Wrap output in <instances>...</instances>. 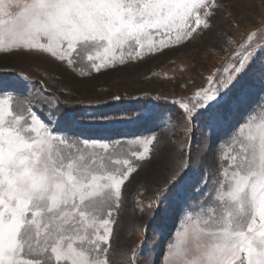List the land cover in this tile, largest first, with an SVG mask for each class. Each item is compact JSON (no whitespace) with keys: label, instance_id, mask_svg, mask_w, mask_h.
<instances>
[{"label":"snow or ice","instance_id":"6c2138e0","mask_svg":"<svg viewBox=\"0 0 264 264\" xmlns=\"http://www.w3.org/2000/svg\"><path fill=\"white\" fill-rule=\"evenodd\" d=\"M216 7L215 0H0V54H50L72 66L73 54L93 50L95 55L86 59L99 72L124 64L126 53L135 60L208 29L206 18L215 15ZM256 31H264V25ZM256 31L247 36L245 54L226 81L197 90L195 103L191 97L172 101L187 124L203 123L209 139L234 110L247 112L229 137L233 154L220 152L219 160L227 159V167L199 201L195 221L184 225L182 216V227L166 246L161 264H264V115L259 120L255 115L258 108L264 113V106L250 104L244 86L229 95L258 55L250 43ZM17 75V83L0 82V264H109L113 201L119 207L122 186L136 168L129 159L114 157L109 142L58 132L50 114L41 118L33 107L14 111L13 97L30 95L19 91L27 89L28 78ZM153 115L144 103L138 114L112 119L132 123ZM97 120L109 118L86 112L76 122ZM155 139L136 141L142 151L131 155L144 160ZM190 171L189 152L156 207L176 189L175 195L184 198L182 212L191 221L187 209L193 205L185 191L192 186L187 182ZM206 187L207 179L196 194Z\"/></svg>","mask_w":264,"mask_h":264},{"label":"rangeland","instance_id":"374dc122","mask_svg":"<svg viewBox=\"0 0 264 264\" xmlns=\"http://www.w3.org/2000/svg\"><path fill=\"white\" fill-rule=\"evenodd\" d=\"M215 3L218 5L212 9L215 15L206 18L208 29L201 28L177 45L146 52L135 60L126 53L124 64L114 63L99 72L86 59L89 54L95 55L93 50L73 54L72 66L50 54H0V82L17 83L21 79L18 73L28 78L27 89L19 91L30 95L14 96V111L20 113L33 107L41 118L50 114L58 132L70 138L109 142L114 157L127 158L136 168L122 186L119 207L113 201L109 264H153V261L161 264L166 246L173 241L178 227H182V216L184 225L190 226L195 221L199 201L215 186L220 169L227 167V159L219 160L220 152L226 157L233 154L229 137L244 122L247 108L234 110L229 122L209 139L201 121L187 124L179 106L172 103L189 97L195 103L197 90L215 88L222 79L226 81L232 68L238 66V57L245 54L247 36L264 25V0H215ZM250 43L251 50L258 55L229 95L244 86L250 92V104L264 106V31H256ZM209 76L213 77L211 83ZM157 96L167 100H155ZM144 103L154 113L150 119L132 123L112 119L136 115ZM86 112L109 120L77 123ZM255 115L259 120L264 113L258 108ZM71 116L75 120H70ZM150 136L156 139L148 156L144 160L133 157V151H142L136 141ZM189 152L192 171L188 172L187 182L192 186L185 191L188 203L193 205L187 209L191 221L182 212L184 198L175 195L176 189L156 207L158 197ZM205 179L207 187L197 195L196 188ZM141 242L142 248L137 250Z\"/></svg>","mask_w":264,"mask_h":264}]
</instances>
